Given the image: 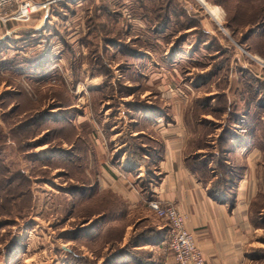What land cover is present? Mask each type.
Segmentation results:
<instances>
[{
    "label": "rangeland",
    "instance_id": "374dc122",
    "mask_svg": "<svg viewBox=\"0 0 264 264\" xmlns=\"http://www.w3.org/2000/svg\"><path fill=\"white\" fill-rule=\"evenodd\" d=\"M95 1L84 4L83 0H70L67 6L59 5L60 14L50 6L33 14L28 22H11L0 28V37L6 29L12 31L10 38L0 44V223L7 221L0 224V258L6 252L5 246L17 239L29 245L25 258L19 251L13 260L2 264H68L80 255L94 263L96 258L120 254L119 240L109 239L107 231L121 227L124 216H115L106 228L95 230L103 215L93 213L98 209L101 192L94 190L85 198L87 195L71 191L72 186H88L95 181L100 170L93 167L92 160L93 151L96 159L102 158V148L97 144H106L99 136L102 121L113 125L114 131L126 129L118 117L132 114L136 103L149 100L153 108L163 113L170 109L174 114L179 103L183 109L189 105L187 115L194 120L196 132L210 133L208 139L214 140L220 119H203L204 115L215 116L213 112L195 114V96L210 92L208 96L213 97L212 93L223 90L230 104L232 94L241 96L236 81L258 75L264 79V29H257L245 41L248 50L240 44L242 35L256 27L253 22L264 23V0H199L207 11L198 0H182L188 11L201 14L205 28L216 29L210 35L216 37L215 45L226 49L214 53L203 49L204 56L196 54L197 40L189 30L184 32L182 52L172 55V50L166 48L175 44L162 34L156 38L148 21L140 19V12L138 18L145 28L128 24L134 4L112 0L121 5L125 1L119 10H126L121 25L107 21L101 12V0H97L98 4ZM40 12L57 17L50 25L40 24L41 18L35 17ZM225 22H232L236 34L225 28ZM122 47L129 52L139 50L142 55L138 59L122 55ZM216 58L228 61L229 70L220 71L211 80L208 75L197 78L196 73H207ZM239 66L250 71L243 73ZM220 79L225 81L217 87ZM228 80L233 81L231 88L225 83ZM207 81H211L207 88L195 87ZM202 120L208 125L197 127ZM125 137L119 140L124 142L123 147L129 135ZM136 138L139 141L142 136ZM258 188L261 192L254 201L253 213L258 219L261 212L262 221V181ZM114 201L115 207L121 206L117 197ZM133 213H129L128 222L135 217Z\"/></svg>",
    "mask_w": 264,
    "mask_h": 264
},
{
    "label": "crops",
    "instance_id": "0c3cea01",
    "mask_svg": "<svg viewBox=\"0 0 264 264\" xmlns=\"http://www.w3.org/2000/svg\"><path fill=\"white\" fill-rule=\"evenodd\" d=\"M83 1L84 4L87 3L86 0ZM68 2L70 0L55 2L51 5V9L55 14H60L59 5L67 6ZM95 2L98 4L97 0ZM124 2L121 5L117 1L113 3L112 0H108L111 11L118 17V21L115 22L121 25L125 21L123 12L126 10L123 12L119 10L124 7ZM116 3L119 4L114 5ZM127 3L134 4L131 7V13H133H129L128 24L131 22L130 25L145 28L141 18H138L140 10L136 3H133V0H127ZM200 3L203 5L202 2ZM203 6L206 9L205 5ZM185 7L188 9L186 5ZM195 11L197 10L192 12ZM35 17L41 18L40 24L50 25L57 16L40 12ZM201 24L209 34L215 32V28H205L203 18ZM159 37L162 36L157 34L156 38ZM0 42L5 41L0 39ZM166 49L172 50V55H174L176 52H182L184 48L181 47L177 51H174L173 47ZM52 50L53 48L50 52ZM206 83H211V81ZM232 83V80H228V88H231ZM236 83L238 86L236 88H240L239 90L244 87L241 82L236 81ZM200 85L198 83L195 87L203 89ZM245 85H249L252 90H257L254 82H247ZM209 93L205 92L203 96H195L194 100L210 98ZM227 96L229 97V94ZM232 98L230 103L233 102L239 109H242L240 117L236 120L226 121L227 117L224 113L220 115L221 117L209 114L204 115L203 118L202 115V118L207 120H210V117L215 121L220 119L221 125L215 128L217 133L214 140L208 139L211 136L210 133L205 135L196 132L197 130L193 128L194 120L191 121L187 115L186 110L189 105L183 109L179 103L177 114L170 109L163 113L153 108L149 100L144 101L143 104L136 103L138 105H135L137 107L133 108L132 114H124L121 119L118 117V120H123L124 125L126 124V129L114 131L113 125L111 126L110 123L107 125V121H102V134L99 136L105 140L106 144L103 145L101 142L97 144L99 148H102V158L97 157L96 159L93 151L94 160L91 159L93 167L100 168V170L97 172L99 177L97 178L96 175L95 181L89 186L90 188L96 187L102 197L106 193L116 196L121 206L119 205L115 211H112L111 215L124 216V220H121L123 225L119 227L121 230V237L118 239L120 254L104 259L96 258L95 264L173 263L172 255L167 249L170 226L163 219L155 217L153 211L147 206L151 197L164 205H176L186 215V227L193 233L205 264H264V254L260 253L262 252L260 250L264 249V238H261L264 228L259 224L262 213H258L260 216L258 219L253 213L254 201L261 192L259 188L257 189V184L264 182V151L255 143L252 127L248 126V120H252L255 108L250 106L247 110L248 114H244V101L234 94ZM181 103L183 104L182 101ZM260 119L264 122V111ZM202 123L208 125L203 120ZM196 125L200 127L198 123ZM225 125L230 126V137H227L225 143L220 146L217 140ZM126 135L142 136L147 139L146 143L142 144L140 161L134 159L133 153L127 156L124 152V142L121 143L119 140L126 138ZM95 149L92 148V150ZM131 161L135 162L133 167ZM221 168L225 171L223 175L227 178H225L226 184L220 175L223 172ZM259 171L261 175H258ZM129 213L135 215L130 222H128V218H131ZM114 219L112 221L109 219L108 222L101 220L94 229L106 228L115 221ZM131 240L133 242L129 243ZM5 248L6 252L0 258V264L9 259L13 260L19 255V251H22L21 255L24 254L25 258L29 245L21 238ZM82 256H74L73 262L70 261L68 264H94L88 257L86 261L83 260ZM91 260L94 259L91 258Z\"/></svg>",
    "mask_w": 264,
    "mask_h": 264
},
{
    "label": "trees",
    "instance_id": "16d2710c",
    "mask_svg": "<svg viewBox=\"0 0 264 264\" xmlns=\"http://www.w3.org/2000/svg\"><path fill=\"white\" fill-rule=\"evenodd\" d=\"M88 3H93V0H87ZM136 5L140 9V17L143 20H147L149 23L148 28H152L154 33L156 34H162L166 40L170 41V43L175 44L173 46L174 49H179L181 48V43L186 40L185 31L189 30L192 35L197 40L198 46L196 47V54L200 56H204L203 49L206 51H209L212 53L222 51L223 52L226 50L225 48L219 47L215 45V40L216 37L210 35L208 32H206L201 24V19L202 16L200 13L188 11L185 7V3L181 0H136ZM220 3V2H218ZM101 12L105 16L107 21H112L113 23H117L115 21H118V17L116 13H113L111 11L110 4L108 3L107 0H101ZM201 9V8H200ZM97 12V10L94 11V14ZM225 28L230 31V33L236 34L235 33V28L232 27V22H225ZM254 25L256 24V29L255 28H249L247 32L242 35V39L240 41V44H244L245 49L248 50V46L245 45V41H248L253 35L257 29H264V23H257L253 22ZM231 24V25H230ZM117 25V24H116ZM122 26L120 27V29ZM119 30V29H118ZM122 31V29H121ZM183 33H181V32ZM216 31V29H215ZM119 34V33H118ZM179 34V35H177ZM209 34L211 37L208 38ZM113 39V38H111ZM110 40V39H107ZM211 40L208 45L203 44L204 41ZM111 42V41H110ZM1 44L3 42H0ZM122 46V45H121ZM124 50V52L121 51L122 55H127V56H132L135 58L139 57L142 55V53H139V50L137 51L136 49H132V52H129V49L126 48H121ZM138 59V58H137ZM218 58L213 59L214 63L211 65V69L207 73H196L197 78H205V75H208L210 80L214 77H216L220 71H228L229 70V64L228 61L226 60H219L216 61ZM236 58H233V61L236 62ZM240 67V71H244L243 73H247L248 71L243 68L242 66ZM264 72V68H263ZM264 74V73H263ZM92 75V74H91ZM93 76V75H92ZM253 76V75H252ZM258 77V76H257ZM256 76L249 78V80L246 81H239L242 83L244 86L240 90V97L241 100L244 101L243 109H244V114H248V109L249 107H253L254 113L252 120H248V126L252 127V133H253V138L255 139V143L260 146L263 151H264V122L260 119L261 113L264 111V79L257 78ZM226 80V76H225ZM224 80V81H225ZM222 79L218 80L216 82L217 87H220V83L224 82ZM244 82V83H243ZM247 82H256L255 86H257V90H252L249 85H245ZM226 84L228 81L225 82ZM203 88H207V83L203 82L200 85ZM247 95V98H246ZM257 97V98H256ZM213 101V102H212ZM228 104V105H227ZM232 103H227L226 95L223 93L221 90L219 93L217 92L213 97L210 98H197L195 99V114L197 113H210L213 112L215 116H220L221 114H226L227 120L226 121H234L236 120L237 117H240V114L242 112V109H239L237 105H231ZM256 110V111H255ZM238 114V115H237ZM202 115V114H200ZM36 119H39L36 117ZM250 123V124H249ZM254 123V124H252ZM199 125H203L202 122H198ZM217 142L220 146L225 143V140L227 137H230V126L225 125V127L222 129L220 132ZM141 140H137L136 137L129 136L128 137V144L126 143L124 147V152L127 154V156H130V153H133V157L136 160L140 161L141 154H142V144L146 143L147 139L145 138H140ZM264 153V152H263ZM264 156V155H263ZM50 160V159H49ZM48 160V161H49ZM55 160V159H53ZM54 162V161H53ZM57 162V161H56ZM135 162L131 161V166L133 167V164ZM222 169V173L220 174L224 183L226 182L224 177V168ZM227 174V173H226ZM227 179V178H226ZM264 183V182H263ZM226 184V183H225ZM83 186V187H78V186H72L71 191L75 193V195H87L85 198L88 197L89 194L93 193L94 190H96V187L90 188L91 186ZM91 192V193H90ZM1 193V192H0ZM88 193V194H87ZM8 194V193H6ZM1 196V195H0ZM5 197V196H4ZM116 196L106 193L103 197L100 196L98 197V209L94 211V214H103L102 215V220L105 222H108V220H112L115 218V215L112 216L110 211L113 209L115 211L117 207H115V201L114 198ZM83 198V197H82ZM2 199V198H0ZM149 200H153L152 197L149 198ZM117 205V204H116ZM110 209V210H109ZM110 212V215H109ZM88 220V219H86ZM85 220V222H87ZM84 222V223H85ZM7 221L4 223H0L2 225L6 224ZM263 228H264V219L260 221L259 223ZM169 226V225H168ZM170 229V227H169ZM121 230L114 229V227H110L107 231L109 239H114L116 238L117 240L121 237ZM169 232V231H168ZM120 233V234H119ZM119 235V236H118ZM118 237V238H117ZM133 240H131L129 243H132ZM167 242H168V236H167ZM129 243H127V247H129ZM264 254V249L260 250Z\"/></svg>",
    "mask_w": 264,
    "mask_h": 264
},
{
    "label": "built area",
    "instance_id": "2783aa9c",
    "mask_svg": "<svg viewBox=\"0 0 264 264\" xmlns=\"http://www.w3.org/2000/svg\"><path fill=\"white\" fill-rule=\"evenodd\" d=\"M60 0H0V27L11 22L25 23L33 14L45 11ZM6 29L4 40L11 35ZM147 206L170 226L167 249L172 255V264H205L201 250L197 247L193 233L186 227V215L176 205H164L157 200L148 201Z\"/></svg>",
    "mask_w": 264,
    "mask_h": 264
},
{
    "label": "bare ground",
    "instance_id": "6f19581e",
    "mask_svg": "<svg viewBox=\"0 0 264 264\" xmlns=\"http://www.w3.org/2000/svg\"><path fill=\"white\" fill-rule=\"evenodd\" d=\"M215 11H216V14H218V18H221V15H220V10L218 9V7H214Z\"/></svg>",
    "mask_w": 264,
    "mask_h": 264
}]
</instances>
